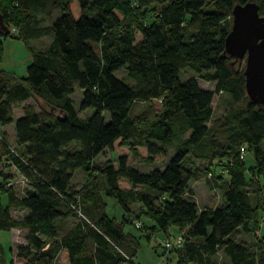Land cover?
<instances>
[{"label": "trees", "instance_id": "obj_1", "mask_svg": "<svg viewBox=\"0 0 264 264\" xmlns=\"http://www.w3.org/2000/svg\"><path fill=\"white\" fill-rule=\"evenodd\" d=\"M248 2L264 17V0H0L8 29L0 30V61L8 37L27 47L51 37L33 52L25 77L0 70V164L14 169L0 171V233L20 229L25 238L9 249V260L0 244V264H134L139 238L125 224L148 240L175 228L183 239L174 241L175 264H216L219 253L228 264H264V237L262 258L233 239L254 232L264 199V105L247 99L240 63L224 54L232 10ZM121 70L126 78L117 77ZM187 70L236 107L212 120L215 92L193 77L182 83ZM75 90L82 91L79 109H94L86 119L73 106ZM30 100L47 109L38 112ZM136 104L148 107L132 115ZM16 108L22 116L13 148L2 127ZM242 147L251 168L239 157ZM169 150L163 170L142 173L128 164L129 155L161 164ZM76 172L86 178L79 189L72 187ZM15 173L27 180L23 196L4 186ZM200 180L219 191L217 206L198 208L188 184ZM106 199L122 211L121 222L108 217ZM13 210L27 214L13 217ZM142 215L151 226H142ZM71 218L75 226L62 234ZM167 242L164 249L174 251Z\"/></svg>", "mask_w": 264, "mask_h": 264}, {"label": "rangeland", "instance_id": "obj_2", "mask_svg": "<svg viewBox=\"0 0 264 264\" xmlns=\"http://www.w3.org/2000/svg\"><path fill=\"white\" fill-rule=\"evenodd\" d=\"M140 37L137 36V40H139ZM2 47H3V53L2 58L0 61V69L5 71H13V73L16 74L18 77H25L26 76V67L29 65V57H30V50L35 48L27 47L22 41L18 40L17 38H6L2 41ZM244 62L245 59H243L240 62V65L237 67L239 69L244 68ZM117 77L120 78H126V72L124 70H121L117 72ZM196 78L199 84H201L202 89H206L212 92H215V84L214 83H206L202 81L195 73L187 70L182 75H180V81L183 83L189 78ZM230 96L227 94L222 93H216L214 94V98L212 101L213 106V116L212 120L222 118L224 115L228 114V111L231 108H235L236 106L232 103ZM71 100L73 101V106L78 111V115L82 119H86L90 117L94 113V109L88 108L86 110L81 111L79 109L81 98H82V91L81 90H75L74 93L70 96ZM30 104H33L34 107L38 112L41 111L42 108L47 109L45 104H43L39 100H32ZM155 109H159V102L153 103ZM148 107L147 104H136V106L133 109V114L137 115L141 113L142 111L146 110ZM103 117L106 121H109V115L107 113L103 114ZM225 133L222 131H219L218 133V139H224ZM262 148L264 150V141L262 143ZM264 152V151H263ZM173 155V151L169 150L168 155L163 163L156 164V165H146L142 164L138 161L137 158H131L129 165L136 168L138 171L142 173H148L152 171L153 169H159L163 170L169 160L171 159ZM248 157H251V154H248ZM109 158V154L106 153L103 156H99L94 164L95 165H103L105 160ZM193 160V158H192ZM191 160V161H192ZM196 166H203L202 162L196 161L194 163ZM246 165V164H245ZM14 173V172H13ZM12 173V174H13ZM13 175L12 177H15ZM249 178V177H248ZM86 181L85 176L81 172H76L74 175V178L72 180V187L73 189H79L81 185ZM189 188H192L196 193V199L199 209H203L205 206H212L220 203V193L216 190H209L205 182L203 180L197 181V182H189ZM27 186V185H26ZM26 186L23 184H19V187H16L14 190L15 193L18 196H23L24 191L26 190ZM192 190V191H193ZM256 189L251 185L249 186V193L251 195V192L255 191ZM206 194L209 198L207 200ZM252 204H255V200L251 195ZM1 202L3 205L6 204V197L4 195L1 196ZM107 204V210L106 213L108 217L115 218L116 221L119 223L122 220V211L119 209L118 205L115 203L113 199H106ZM261 209L258 214L257 219V228L254 230L251 234H245L242 231L237 232L233 239L237 241H242L246 244V247L248 250L254 254H256L259 258L263 257L260 250L259 242L264 237V225H262V217L264 216V199L261 200L260 203ZM137 208V207H135ZM13 217H19L17 213L13 212ZM76 218H71L68 223L65 224L67 228L73 229V227L76 224ZM139 222L142 224V226L149 227L152 225L151 221L148 220L144 215L140 216ZM124 230L127 233H131L135 237L139 238V245L140 248L137 252L136 257L133 259L134 264H175V261L177 259V250L180 249V247L174 245V241L176 237L178 236V232L175 228H170L167 235L163 233L162 231L155 232L154 235L150 237L148 240L145 238V236H142V231L135 229L130 224L124 225ZM19 231H14V239H12V236L8 232H1L0 233V244L2 247V250L5 254V258L9 260V249L11 248V251H15V248L17 245L23 242L22 233H18ZM19 234V235H18ZM144 234V233H143ZM142 236V237H140ZM167 240L171 243V245L174 247V251H166L163 247L165 242ZM11 246V247H10ZM216 264H228V261L219 253L216 255V257L213 259ZM14 264H17L16 260H14Z\"/></svg>", "mask_w": 264, "mask_h": 264}, {"label": "water", "instance_id": "obj_3", "mask_svg": "<svg viewBox=\"0 0 264 264\" xmlns=\"http://www.w3.org/2000/svg\"><path fill=\"white\" fill-rule=\"evenodd\" d=\"M231 30L224 40V54L241 62L245 59L243 76L247 99L256 106L264 105V17L258 14V6L248 2L236 5L232 10ZM0 30L8 29L0 14ZM264 249V242H263Z\"/></svg>", "mask_w": 264, "mask_h": 264}, {"label": "crops", "instance_id": "obj_4", "mask_svg": "<svg viewBox=\"0 0 264 264\" xmlns=\"http://www.w3.org/2000/svg\"><path fill=\"white\" fill-rule=\"evenodd\" d=\"M51 42V37H45V38H43V39H41V40H39V41H33V42H31V45H32V48H35L36 50L35 51H39V50H43V49H46L47 48V46L49 45V43ZM30 50V49H29ZM33 52H34V50L33 49H31L30 50V57H29V62L31 61V57H32V54H33ZM0 70H2V69H0ZM3 71H5V70H3ZM5 72H9V73H13V71H5ZM13 74H15V73H13ZM16 75V74H15ZM22 78V77H21ZM200 86H201V84H200ZM204 90H206V89H204ZM31 102V100L30 101H28V103H30ZM22 116V112H21V109L20 108H16V109H14V111H13V121H12V123H10V124H8V125H6V126H4V127H2V132H3V135H4V137H5V139L7 140V143L11 146V147H16L17 146V142H16V137H15V122H16V120L19 118V117H21ZM249 154V153H248ZM248 154H246V156H245V160H244V162H245V167H246V169H248V168H251V166H252V164H253V158H252V156L251 157H248ZM132 157H131V155H129V163H130V159H131ZM1 170H4V171H6V173H7V171H8V173H13L14 172V169L13 168H3V163L2 164H0V171ZM27 187V186H26ZM191 190H193L192 188H190ZM193 192H194V200H195V202L197 203V199H196V193H195V191L193 190ZM206 198H207V200H209V198H208V196H207V194H206ZM198 205V204H197ZM218 205V204H217ZM217 205H215V206H217ZM214 206V207H215ZM135 207V206H134ZM205 207H212V206H205ZM204 207V208H205ZM13 212H15V213H17V215L19 216V217H23V216H25L26 214H27V212L26 211H22V210H13V211H11V215L13 216ZM71 229H69V228H67V226H63V229L61 230V233L62 234H66L67 232H69ZM14 231H19L18 233H22L23 232V234H21L22 235V238H23V242L22 243H20V245H25V238H24V231H22V230H20V229H12L9 233L11 234V236H12V239H14V234H13V232ZM19 235V234H18ZM66 261V260H65ZM18 264V263H17ZM57 264V263H56ZM65 264H66V262H65Z\"/></svg>", "mask_w": 264, "mask_h": 264}, {"label": "built area", "instance_id": "obj_5", "mask_svg": "<svg viewBox=\"0 0 264 264\" xmlns=\"http://www.w3.org/2000/svg\"><path fill=\"white\" fill-rule=\"evenodd\" d=\"M11 33H13V34L17 33L16 29L12 28L11 29ZM245 153H246L245 149L243 147L240 148V150H239L240 159H242V160L245 159ZM19 184H23L24 186H26L27 185V180L21 175H16V177H13L12 179L8 180L4 184V186H5V188H12V189L15 190L16 187H19ZM263 223H264V218H263ZM136 227L139 228V224H136ZM175 242L178 245L183 243L182 237H178ZM165 244L168 245V242H166Z\"/></svg>", "mask_w": 264, "mask_h": 264}]
</instances>
